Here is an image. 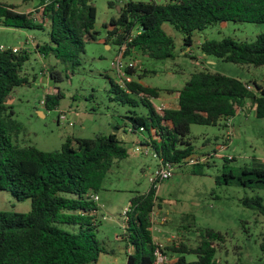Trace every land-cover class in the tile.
<instances>
[{"label":"trees","instance_id":"trees-1","mask_svg":"<svg viewBox=\"0 0 264 264\" xmlns=\"http://www.w3.org/2000/svg\"><path fill=\"white\" fill-rule=\"evenodd\" d=\"M108 4L114 5L118 14L103 23L104 42L119 45L136 30L126 44V54L133 58L135 54L155 59L173 56L174 40L162 28L163 21H169L182 32L185 45L191 43L194 30L219 21L264 22V0H124L122 3L108 0ZM38 5L43 7L41 20L33 18L30 11L18 10L12 3L0 2V25L47 28L48 41L37 42L35 50L51 53L75 68L81 62L85 40L96 38L94 4L91 0H42ZM199 48L226 61L264 65V31L251 41L232 36L204 39ZM30 52L26 48L13 51L11 46L0 49V189L10 191L18 200H30L28 211L0 210V264L95 262L100 253L108 250L96 236L98 206L92 194L101 188L112 164L127 155V149L116 132L76 137L75 145L68 136L56 149L17 142L14 137L22 124L14 117L6 98L15 86L28 82L23 64ZM135 70L128 69L135 76L126 83L127 89L112 76H106L114 92L112 98L147 107L146 113L125 115L127 129L146 134L147 139L139 144L148 145L156 158L186 163L183 159L194 152L193 144L186 138L190 124H216L233 116L246 100L256 116L264 117V83H250L207 68L191 72L176 90L177 105L167 106L159 113L152 103V98L159 95L158 89L141 81L147 70L138 73ZM48 71L52 77L53 70ZM58 97V93H46L45 105H56ZM226 174L229 178L226 182L264 186V162L242 167L239 173L229 170ZM216 180L219 182L218 177ZM160 200L156 186L151 184L146 191L131 195L121 234L130 250H126L125 264H154L156 241L151 233L150 212L156 206L161 207ZM241 201L264 217L262 196L245 195ZM199 236L193 246L182 238L164 245L163 252L179 253L171 264H217L214 253L224 236L211 227H205ZM259 247L264 251V231ZM188 252L195 253L196 258L187 260L184 253Z\"/></svg>","mask_w":264,"mask_h":264},{"label":"rangeland","instance_id":"rangeland-1","mask_svg":"<svg viewBox=\"0 0 264 264\" xmlns=\"http://www.w3.org/2000/svg\"><path fill=\"white\" fill-rule=\"evenodd\" d=\"M41 1L0 0L14 4L21 11L32 8L29 10L31 16L37 20L42 17L43 7L38 5ZM91 1L96 9V38L85 40L80 64L70 68L67 62L51 53L31 51L23 64L28 82L15 86L6 101L12 105L14 117L22 124L21 131L14 137L20 144L56 149L68 136L75 145L76 137L109 132H116L122 139L127 155L116 160L106 172L95 200L99 220L96 236L108 252H102L95 262L87 264H125L128 248L121 238L126 219L123 211L128 208L131 195L149 188V176L156 167L157 158L150 147L147 153L139 147V142L147 139L146 134L143 136L127 129L125 115L146 113L147 107L142 103L133 105L112 98L114 92L110 90L106 76L114 78L112 62L117 56L118 45L113 42L109 47L105 45L103 23L116 16L118 11L114 5L108 4V0ZM47 23L45 18L46 26ZM162 28L173 37V56L155 59L135 54V73L147 70L142 82L158 89L159 95L152 99L153 102H160L169 90L176 91L191 72L202 68L250 83H264V65L226 61L199 48L204 39L224 36L251 41L257 33L264 31V22L219 21L194 30L188 45L183 42L182 32L169 21H163ZM28 33L34 41H48L47 28L0 25V44L22 49ZM42 69L47 71L46 78L41 74ZM50 69L53 70L52 77L49 76ZM46 93L59 94L56 105H45ZM249 104L250 101L246 100L233 116L216 124H190L186 138L193 144L200 163L177 164L170 177L156 183L161 208L156 206L154 209L158 210V216L164 214L168 219L162 223L154 221L151 233L163 246L181 238L193 246L200 238L199 233L205 227H211L224 236V240L216 245L214 259L217 264H262L264 261V251L259 247L264 217L241 201L243 196L254 194L264 200V186L249 187L225 181L229 170L239 173L242 167L264 162V117L256 116ZM227 130L230 131V141L219 149ZM29 208V198L18 200L10 191L0 189V210L28 211ZM164 251L172 260L166 264L174 262L175 256L179 255ZM184 256L187 260L196 258L191 252L184 253Z\"/></svg>","mask_w":264,"mask_h":264},{"label":"built area","instance_id":"built-area-1","mask_svg":"<svg viewBox=\"0 0 264 264\" xmlns=\"http://www.w3.org/2000/svg\"><path fill=\"white\" fill-rule=\"evenodd\" d=\"M115 1H117V3L118 2L122 3L124 0H115ZM135 33H136V30L131 32L126 38L122 40L121 43H119L117 56L112 62L114 79L124 89H127L126 83L128 81H131L134 78L133 77L134 74L129 72L128 69L135 68L136 61H135V58H133L131 55L126 54V44L128 41L131 40V38L133 37ZM4 48H7V46L0 44V49H4ZM11 48L13 51H16L18 50L19 46H11ZM152 103H153L154 109L159 113H161L162 110L165 107H167L163 102L155 103L152 101ZM229 135H230V131L227 130L225 137H224V141H221L219 149L227 146L229 142V138H230ZM139 145H140L139 147L142 152L144 153L148 152V147H149L148 145H145V144H139ZM153 155L154 157H156V153L154 151H153ZM199 159H200L199 156L196 153L192 152L191 154H189L183 159V162L192 164V163L198 162ZM176 165L177 163L171 160L164 159V158H157L156 167L154 171L152 172V175L149 176V181L151 182V185L156 186V183L158 181L170 177ZM92 198L96 200L97 193H93ZM127 209L123 211L124 214H126ZM150 220H151L150 228H152L154 221H158L162 223L165 220H167V217L164 214L161 216H158V210H155L153 208L152 211L150 212ZM155 241H156V246L154 249V255H155L154 264H166L167 262L172 261L169 255L166 252H163L162 250L163 243L158 240H155ZM127 250L130 251L129 248Z\"/></svg>","mask_w":264,"mask_h":264},{"label":"crops","instance_id":"crops-1","mask_svg":"<svg viewBox=\"0 0 264 264\" xmlns=\"http://www.w3.org/2000/svg\"><path fill=\"white\" fill-rule=\"evenodd\" d=\"M32 9V8H31ZM31 9H28L27 11L31 10ZM28 38V39H27ZM25 44L22 46L24 48H26L27 50L29 51H33L34 53H39L38 51L35 50V46H36V43L37 41L33 40V38L31 37V35L28 33L26 35V41L24 42ZM39 43V42H38ZM105 45L107 47L110 46L109 43L107 42H104ZM15 46V45H14ZM41 54V53H40ZM41 74H43L45 76V78L47 77V71H45L44 69L41 70ZM35 77H33L34 79ZM142 81V79H141ZM174 98H175V102H174ZM160 102H163L166 106H170V107H175L177 105V91H167V93L161 98V101ZM42 112V110H38V112ZM229 141H230V138H229ZM140 146V145H139ZM161 208V207H160ZM168 219V218H167ZM174 234H172L171 236H173ZM154 238V237H153ZM155 239V238H154ZM101 254V253H100ZM99 254V255H100ZM176 257V256H175Z\"/></svg>","mask_w":264,"mask_h":264}]
</instances>
